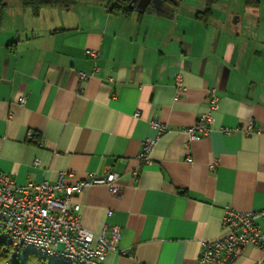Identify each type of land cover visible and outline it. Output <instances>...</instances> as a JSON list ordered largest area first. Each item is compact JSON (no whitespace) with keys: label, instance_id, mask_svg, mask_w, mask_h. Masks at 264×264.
Returning <instances> with one entry per match:
<instances>
[{"label":"crops","instance_id":"obj_1","mask_svg":"<svg viewBox=\"0 0 264 264\" xmlns=\"http://www.w3.org/2000/svg\"><path fill=\"white\" fill-rule=\"evenodd\" d=\"M166 2L126 15L105 0L46 1L37 11L18 0L0 20V172L20 184L119 172V196L94 185L74 199L84 227L122 229L103 264H199L201 241L224 233L227 206H264V0H218L208 19L196 16L205 0ZM212 90V130L189 142L183 129ZM154 119L168 131L159 135ZM263 256L249 245L237 264Z\"/></svg>","mask_w":264,"mask_h":264},{"label":"built area","instance_id":"obj_2","mask_svg":"<svg viewBox=\"0 0 264 264\" xmlns=\"http://www.w3.org/2000/svg\"><path fill=\"white\" fill-rule=\"evenodd\" d=\"M86 53L96 57L98 50L87 49ZM78 73L81 78L89 77L84 72ZM177 79L181 84L180 75ZM25 102L26 97L20 98V104ZM219 104L220 98L212 90L208 109L193 125L183 129L189 142L209 134ZM150 124L159 135L168 131V126L157 119ZM252 130L251 124L247 132ZM224 131L231 133L234 130L225 128ZM27 138L34 140L35 132L29 131ZM153 146L154 142L149 138L142 141V150L138 154L142 163L151 161ZM215 165L216 162L212 163L211 168ZM72 175L61 171L54 181L20 184L12 175L0 172V247L6 254L5 264H14L26 253L62 264H103L110 252L119 251L121 227L106 224L99 232L84 227L81 205L74 199L85 187L94 185H105L112 194L119 196L122 191L120 173L111 170L103 176L89 174L69 181ZM222 226L224 233L221 236L201 241L199 264H237L249 245L260 248L264 254V206L254 210L227 206Z\"/></svg>","mask_w":264,"mask_h":264},{"label":"trees","instance_id":"obj_3","mask_svg":"<svg viewBox=\"0 0 264 264\" xmlns=\"http://www.w3.org/2000/svg\"><path fill=\"white\" fill-rule=\"evenodd\" d=\"M217 1L218 0H205L206 8L202 11H198L196 16L201 19H208L212 14V6ZM44 2H46V0H24L25 4L31 5L33 9H35L36 11L41 8ZM108 2L112 4L111 11L114 13H124L127 15L133 11V9L129 8L125 0H109ZM251 2H257V0H248V3ZM166 3L171 8H176V6L179 3V0H167ZM5 8H6L5 0H0V20L4 15ZM5 261H6V254L1 250L0 247V264H5ZM14 264H62V263L49 261L48 259L38 256L34 253H26L23 258L17 259L14 262Z\"/></svg>","mask_w":264,"mask_h":264},{"label":"water","instance_id":"obj_4","mask_svg":"<svg viewBox=\"0 0 264 264\" xmlns=\"http://www.w3.org/2000/svg\"><path fill=\"white\" fill-rule=\"evenodd\" d=\"M166 0H139V6L136 8L138 11H146L150 7L161 12L163 10V5ZM132 7V6H130Z\"/></svg>","mask_w":264,"mask_h":264},{"label":"rangeland","instance_id":"obj_5","mask_svg":"<svg viewBox=\"0 0 264 264\" xmlns=\"http://www.w3.org/2000/svg\"><path fill=\"white\" fill-rule=\"evenodd\" d=\"M5 1H6V4H9V3L12 4L13 1H18V0H5ZM105 1H107V0H105ZM4 15H5V16H4ZM4 15H3V18L5 17V19H7V20L5 21V23H7V21L15 15V12L13 11L12 7H8V8L6 9V12H5ZM8 26L10 27V23H8ZM24 255H25V254H22V255H21V258H23Z\"/></svg>","mask_w":264,"mask_h":264},{"label":"flooded vegetation","instance_id":"obj_6","mask_svg":"<svg viewBox=\"0 0 264 264\" xmlns=\"http://www.w3.org/2000/svg\"><path fill=\"white\" fill-rule=\"evenodd\" d=\"M24 1V0H23ZM46 1H50V2H56V1H70V0H46ZM109 1V0H107ZM6 2V1H5ZM125 2L127 3V5L130 7H134V8H137L139 6V0H125ZM152 7H150L151 9Z\"/></svg>","mask_w":264,"mask_h":264}]
</instances>
